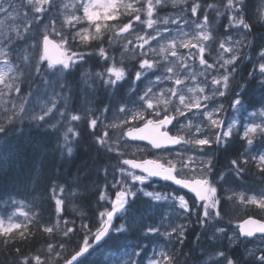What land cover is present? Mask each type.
Returning <instances> with one entry per match:
<instances>
[{"label":"rangeland","instance_id":"obj_1","mask_svg":"<svg viewBox=\"0 0 264 264\" xmlns=\"http://www.w3.org/2000/svg\"><path fill=\"white\" fill-rule=\"evenodd\" d=\"M46 36L66 50L61 64L46 58ZM263 83L264 0H0V129L58 130L6 188L0 240L32 222L51 241L70 234L83 212L77 197L98 190L96 228L82 246L95 248L109 223L96 247L112 248L111 256L97 264H264V237L246 241L237 229L264 220ZM165 116L175 118L169 133L184 146L157 152L125 137ZM83 123L119 161L101 170L99 184L97 172L49 181V155L58 143L70 146ZM224 147L234 151L215 171ZM146 158L207 182L210 202L123 165ZM192 227L203 233L190 240L189 258L177 256Z\"/></svg>","mask_w":264,"mask_h":264},{"label":"trees","instance_id":"obj_2","mask_svg":"<svg viewBox=\"0 0 264 264\" xmlns=\"http://www.w3.org/2000/svg\"><path fill=\"white\" fill-rule=\"evenodd\" d=\"M217 6L219 7L220 4H217ZM91 49L93 50V48ZM27 78L30 77L26 75L23 80L26 82ZM86 129L87 123H83L78 128V135L73 137L70 135L69 138L74 139L70 146L61 145L58 148V143L54 149V154L49 155L51 162L48 169L52 170V175L56 174L55 178L49 174V177L53 178L49 181L64 180L63 183L68 184L65 180L71 177L73 171L80 173L81 176L91 172L94 175L97 172L96 180H94L99 184L101 170L108 168L114 163L113 161H119L113 154H108L107 147L99 144L96 137L92 141L88 129V134L85 132ZM56 134H58V130L50 128L47 124H42L39 127L24 124L22 129L15 131L10 126L0 129V204L4 200L6 188L12 186L13 181H19L21 177L26 176L21 171L25 169L26 172V169L30 170L34 166L36 161H34L35 145L42 144L47 139L54 142ZM227 153L232 154V150H227ZM38 160L40 161L39 158ZM85 179L89 181L88 177H85ZM49 184L52 183L49 182ZM59 185L57 184V187ZM89 195L91 196L90 199L86 196L77 197L79 200L77 202L82 205L83 212L78 216H73L71 222L74 224V230L70 234H61L62 230H60L54 235V240L51 241L49 239L50 235L41 229L40 225L36 226V223L32 222L27 227L15 232L8 240H0V264H66L68 259L82 248L85 236L91 235L92 229L96 228L94 220L102 206L101 193L94 190ZM191 229L193 234L187 232L186 236L182 238V245L177 248L175 246L178 256L189 258L193 251L190 240L195 238L194 234L198 237L200 231L203 233V230L196 227ZM206 233L207 231L204 232V236ZM204 239L206 238L204 237ZM111 252L112 248L110 250L104 248L100 251L95 246L77 264H87L89 258L94 254H96L94 263L97 264L108 253L111 256Z\"/></svg>","mask_w":264,"mask_h":264},{"label":"water","instance_id":"obj_3","mask_svg":"<svg viewBox=\"0 0 264 264\" xmlns=\"http://www.w3.org/2000/svg\"><path fill=\"white\" fill-rule=\"evenodd\" d=\"M43 48L47 58L53 64H59L62 61L64 51L60 46L49 37H45L43 41ZM174 119L165 118L164 120L157 123H148L140 129L128 131L126 137L129 140L141 141L150 144L153 149L158 150L162 148H175L184 141L171 136L169 133H163L164 127L168 128L172 125ZM124 165L132 168L142 174H145L155 180L163 181L173 184L176 188L182 189L183 191L190 193L195 197L197 202L203 203L208 202V189L206 184L201 180H184L180 179L175 174V169L169 168L160 162L154 160H125ZM109 230V225L96 237V242L103 240ZM239 231L241 237H247L253 239L257 235H264V222L249 218L243 221L239 225ZM86 250L81 251L79 254L73 257V261L69 264H75L82 256L86 254Z\"/></svg>","mask_w":264,"mask_h":264},{"label":"flooded vegetation","instance_id":"obj_4","mask_svg":"<svg viewBox=\"0 0 264 264\" xmlns=\"http://www.w3.org/2000/svg\"><path fill=\"white\" fill-rule=\"evenodd\" d=\"M229 149H230L229 147H224L222 149V153L218 154L217 157L215 156L214 161L212 162V167L215 165V168L221 170V169H223V167L226 166L227 160L230 159V157H231L230 153L226 154V151ZM225 159H226V163L224 162Z\"/></svg>","mask_w":264,"mask_h":264},{"label":"bare ground","instance_id":"obj_5","mask_svg":"<svg viewBox=\"0 0 264 264\" xmlns=\"http://www.w3.org/2000/svg\"><path fill=\"white\" fill-rule=\"evenodd\" d=\"M74 176H75V174H71V178L74 177ZM60 223H63V221L60 220Z\"/></svg>","mask_w":264,"mask_h":264}]
</instances>
